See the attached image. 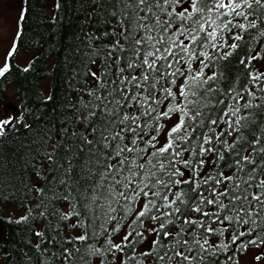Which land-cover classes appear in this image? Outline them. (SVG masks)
<instances>
[{
	"label": "snow or ice",
	"instance_id": "1",
	"mask_svg": "<svg viewBox=\"0 0 264 264\" xmlns=\"http://www.w3.org/2000/svg\"><path fill=\"white\" fill-rule=\"evenodd\" d=\"M112 3L105 35L113 43L90 72L96 87L81 101L83 129L72 133L87 152L81 178L92 181L79 199L102 222L88 232L79 199L61 179L66 191L53 199L68 211L54 209L61 222L54 236L35 232L37 251L48 252L45 240L56 249L41 264H241L252 249L264 264V42H246L253 30L264 37V0ZM21 35L12 37L0 78L11 71ZM233 56L242 84L239 77L227 83L221 71ZM17 122L0 113V136ZM72 172L69 162V179ZM36 215L47 219V208ZM30 218L31 210L10 222ZM100 238L99 246L88 243Z\"/></svg>",
	"mask_w": 264,
	"mask_h": 264
},
{
	"label": "trees",
	"instance_id": "2",
	"mask_svg": "<svg viewBox=\"0 0 264 264\" xmlns=\"http://www.w3.org/2000/svg\"><path fill=\"white\" fill-rule=\"evenodd\" d=\"M22 1L26 18L20 22L22 35L16 43L18 51L32 54L33 58L27 65H30L28 72L11 63L10 73L6 78H0V105L11 82L16 88L19 110L18 122L0 136V264H41L45 254L56 251L47 240L42 244L48 249L47 253L37 251L33 245L39 242L36 231H44L48 237L55 235L52 227L61 223L58 215L53 214L56 207L68 211L65 202L53 199L54 193L66 191L59 181L65 179L71 185L75 199H79L81 192L92 184L91 180L81 178L87 152L80 151L84 146L72 133L83 129L78 122L83 112L81 101H88L87 90L96 87L90 72L102 67L104 51L113 43V38L105 35L113 27L114 18L108 15L114 7L112 0ZM258 11L264 16V9ZM252 35L257 39L252 41ZM247 41L255 47L264 42V37L259 36L257 29L246 37ZM247 51L245 46L239 54ZM256 67H259L258 63ZM221 71L227 83L237 77L241 84L245 82L236 56L221 62ZM46 81L48 84L44 85ZM47 154H52L54 159L50 161ZM69 162L73 165L70 179L65 174ZM37 172L42 178L37 177ZM36 184L45 188L44 196L35 191ZM85 203L79 199L76 206L91 233L93 227L99 230L102 221L93 219V214L84 207ZM12 206L22 214L16 216L8 210ZM45 208L47 219L36 215ZM29 210L33 218L28 222H10L28 215ZM64 234L62 229L57 241ZM88 243L99 246L103 238L98 242L90 239Z\"/></svg>",
	"mask_w": 264,
	"mask_h": 264
},
{
	"label": "rangeland",
	"instance_id": "3",
	"mask_svg": "<svg viewBox=\"0 0 264 264\" xmlns=\"http://www.w3.org/2000/svg\"><path fill=\"white\" fill-rule=\"evenodd\" d=\"M20 6V0H0V63H2L3 57L12 42V37L15 36V33L18 30ZM28 59L29 56L19 51H17L14 56L15 62L18 64H25ZM14 98V88L10 87L8 90V96L5 99V106L0 108V113L6 111L13 114V111L17 110V104ZM8 210L14 212L15 215L20 213L13 207H10ZM256 252L257 249H252L246 255L242 254L240 256L241 264H256L253 258Z\"/></svg>",
	"mask_w": 264,
	"mask_h": 264
},
{
	"label": "bare ground",
	"instance_id": "4",
	"mask_svg": "<svg viewBox=\"0 0 264 264\" xmlns=\"http://www.w3.org/2000/svg\"><path fill=\"white\" fill-rule=\"evenodd\" d=\"M11 83V82H10ZM5 84V83H4ZM13 208H16L15 206H12ZM17 209V208H16ZM0 230H1V227H0Z\"/></svg>",
	"mask_w": 264,
	"mask_h": 264
}]
</instances>
